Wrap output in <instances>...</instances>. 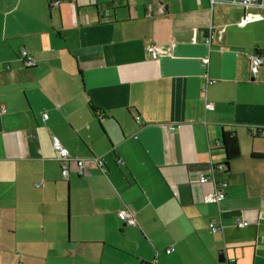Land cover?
<instances>
[{"label": "crops", "instance_id": "obj_1", "mask_svg": "<svg viewBox=\"0 0 264 264\" xmlns=\"http://www.w3.org/2000/svg\"><path fill=\"white\" fill-rule=\"evenodd\" d=\"M213 7L0 0V264H264V66L253 79L248 58L264 54V18L215 22ZM209 22L225 28L210 45ZM224 131L240 154L216 169L229 186L210 203L200 177L224 164ZM53 135L106 169L87 160L80 176L72 161L65 179Z\"/></svg>", "mask_w": 264, "mask_h": 264}, {"label": "built area", "instance_id": "obj_2", "mask_svg": "<svg viewBox=\"0 0 264 264\" xmlns=\"http://www.w3.org/2000/svg\"><path fill=\"white\" fill-rule=\"evenodd\" d=\"M210 4H229L236 6L241 9L242 13L236 17L237 23L239 25L245 24L249 20L264 18V0H209ZM193 22H187L184 25H189ZM225 28L224 26H214L211 22H209V27L201 31V35L205 43L208 45L211 44L213 37L219 36L221 38ZM145 49L147 53L153 57H157L163 54V49L154 41H148L145 44ZM19 57L23 60L26 66L35 65L34 56L25 48H22L19 53ZM249 66L251 73L253 75V79L256 78L257 73L260 68L264 66V54L263 53H254L249 54ZM203 64L205 67L208 66L209 58L205 56L202 58ZM209 77H207L206 83H210ZM204 98H205V108L206 110H213L214 103L207 98V89L206 87L203 89ZM5 108L1 109V112H4ZM48 114L44 113L43 117H47ZM174 128V126H172ZM258 133L260 136L264 137V127L258 128ZM52 147L56 154V159L59 161L61 165V172L65 179L69 177L70 173V163L74 161L77 166V173L80 176H83L85 173V165L87 160H91L92 162L98 164L103 168L105 167V161L102 156H91L87 158L83 157H75L71 154L70 150L61 142L59 137L56 135L52 136ZM118 163H122L121 159H118ZM216 172L218 170H210V174L208 176H201L200 180L203 182H209L211 185L210 191L205 195V201L210 203H219L223 201L225 197V190L229 186V182L226 179H218L216 176ZM38 186V184H37ZM119 219L128 225H137V219L135 213L130 208H122L118 211ZM247 222L242 218H238V225H246ZM209 228L212 232H217L222 230V224H218L216 220H210ZM174 248H168L167 252L172 251Z\"/></svg>", "mask_w": 264, "mask_h": 264}, {"label": "trees", "instance_id": "obj_3", "mask_svg": "<svg viewBox=\"0 0 264 264\" xmlns=\"http://www.w3.org/2000/svg\"><path fill=\"white\" fill-rule=\"evenodd\" d=\"M259 53H263V52H259ZM89 106L91 107V109H93L92 104L90 105L89 103ZM220 146L225 151L226 160L224 164L214 167V169L215 170L219 169L221 172L227 173L229 171L228 169H229L231 160L240 154V146H239V142H238V139L235 133H232L230 131H224L222 134L221 140H220ZM219 257H220L219 259L221 260L222 254H220Z\"/></svg>", "mask_w": 264, "mask_h": 264}, {"label": "rangeland", "instance_id": "obj_4", "mask_svg": "<svg viewBox=\"0 0 264 264\" xmlns=\"http://www.w3.org/2000/svg\"><path fill=\"white\" fill-rule=\"evenodd\" d=\"M213 8L215 22L224 20L238 10L236 6L229 4H215Z\"/></svg>", "mask_w": 264, "mask_h": 264}, {"label": "bare ground", "instance_id": "obj_5", "mask_svg": "<svg viewBox=\"0 0 264 264\" xmlns=\"http://www.w3.org/2000/svg\"><path fill=\"white\" fill-rule=\"evenodd\" d=\"M201 176H202V175H201ZM203 176H208V175L203 174ZM200 182H201V183H205V182H203V181H201V180H200ZM207 193H208V192H207ZM207 193H206V194H207ZM206 194H205V195H206ZM205 195H204V200H205ZM225 197H226V190H225ZM225 197H224V199H225ZM224 199H223V200H224ZM134 213H135V212H134ZM135 216H136V213H135ZM136 219H137V216H136ZM137 224H138V220H137Z\"/></svg>", "mask_w": 264, "mask_h": 264}]
</instances>
